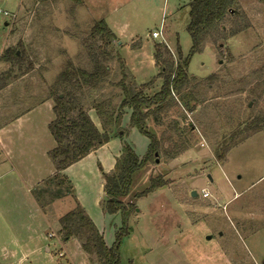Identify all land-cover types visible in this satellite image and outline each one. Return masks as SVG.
Instances as JSON below:
<instances>
[{
  "label": "rangeland",
  "instance_id": "1",
  "mask_svg": "<svg viewBox=\"0 0 264 264\" xmlns=\"http://www.w3.org/2000/svg\"><path fill=\"white\" fill-rule=\"evenodd\" d=\"M46 1L37 5L34 0H0V57L7 47L25 53L15 67L0 63V75L11 71L12 78L8 90L0 94V122L50 101V90L69 64L89 69L101 55L112 72L97 105L114 98L112 106L120 105L122 66L127 85H148V93L156 94L163 80L155 46L163 44L171 50L176 65L179 54L185 59L192 48L188 25L194 0H83L79 5L70 0ZM232 9L210 30L204 51L190 61L189 81L180 92L188 110L175 101L161 117L149 119L148 129L160 138L162 151L159 163L134 176L127 201L135 211L120 249L122 264H264V130L250 133L264 126V4L237 0ZM101 21L110 24L118 46L106 35L92 33ZM162 24L165 41L152 39ZM78 96L89 110L92 98L87 91ZM51 101L32 114L35 127L45 118L54 120ZM89 114L96 121V112ZM124 120L130 125L129 117ZM122 129H108L124 135L116 137L112 147L129 142L138 155H146L149 139L135 128L122 125ZM43 131L42 146L54 149L56 142L46 125ZM43 154L23 159L31 174L22 175L27 187L21 184L14 194L21 219L30 215L43 241L42 251L30 264H91L76 239L63 242L59 220L83 199L95 221L99 216L108 243H114L120 216L113 221L105 218L99 206L101 196L105 198L103 173H109L106 161L77 167L69 179L63 173L72 192L71 188L46 190V185L34 189L50 169L54 172ZM154 178H163L167 185L137 197ZM204 190L210 193L207 199ZM194 191L197 197L192 196ZM9 194L4 188L2 195ZM33 197L38 204L35 216Z\"/></svg>",
  "mask_w": 264,
  "mask_h": 264
},
{
  "label": "trees",
  "instance_id": "2",
  "mask_svg": "<svg viewBox=\"0 0 264 264\" xmlns=\"http://www.w3.org/2000/svg\"><path fill=\"white\" fill-rule=\"evenodd\" d=\"M42 1L34 0L37 5H40ZM70 1L76 5L83 3V0ZM258 1L264 4V0ZM236 2L237 0H194L190 3L188 33L192 39V48L189 55L182 59L179 54L180 58L178 57L179 61L176 65L171 51L166 46L163 44L155 46V62L163 80L162 88L156 94L148 93V85L138 87L133 81L132 85H127L128 75L125 72V66H122L120 105L117 108L112 106L115 98L107 105H97L99 92L112 72V68L102 59V55L95 58L89 69L76 68L69 64L70 66L57 78L54 88L50 90L49 100L55 103L53 107L55 118L50 123L49 130L56 142V147L49 153V158L54 164L55 174L43 182L42 185H46V190L57 188L62 191L66 188L68 192L71 188L70 182L62 175L63 172L108 144L112 138L120 136L115 132L110 133L108 129L122 132V123L127 110L131 112L129 127L137 129L150 141L147 153L142 158H139L132 145L122 143V154L117 159L114 170L108 174L103 173L105 199L101 207L107 214L119 215L121 219V226L115 232V240L111 247L107 246L103 234L79 201H75L74 210L59 220V234L63 236V240L69 242L76 239L82 251L92 262L91 264H122L120 249L122 241L130 234L129 221L135 211L134 204L127 201L134 185V176L147 168L149 164L156 162L162 151L160 139L148 129L149 119L163 114L175 101L177 106L183 105L188 110L187 101L180 92L185 89L189 81L190 61L193 56L204 51L210 30L233 11L232 8ZM92 33L95 36L106 35L113 45L116 41L115 35L105 21L97 23ZM19 51L18 48H5L0 57V63L17 66L24 61L25 56V53L20 54ZM11 79V71L0 75V91L8 87ZM70 89L73 90L70 91ZM83 91H87L92 98L89 110L85 108L86 104L78 96ZM95 100L96 103H94ZM93 110L101 121L104 118L101 129L96 126L89 114ZM263 130L264 126L260 125V127L252 128L250 133L255 134ZM123 136L120 137L123 138ZM150 183L148 189L136 196L144 197L157 188L167 185L163 178L151 179Z\"/></svg>",
  "mask_w": 264,
  "mask_h": 264
},
{
  "label": "crops",
  "instance_id": "3",
  "mask_svg": "<svg viewBox=\"0 0 264 264\" xmlns=\"http://www.w3.org/2000/svg\"><path fill=\"white\" fill-rule=\"evenodd\" d=\"M108 27L111 31L113 30L110 24H108ZM117 42H118V37L116 36V41L114 44L118 46L119 44ZM5 90L8 89L5 88L4 90L0 91V94H2V92H4ZM49 102L51 103L52 101L50 100L43 104H39L38 106H36V108H30L29 110L22 112L21 114L9 120L8 122H4V123L0 122V264H3L4 261L7 264H30L32 263L31 262L32 257L37 256L42 251L41 249L43 246L42 237L40 235L37 236L36 229L30 221V215H28L27 218H24V220L21 219L19 213L20 205L17 202L18 199L17 201L14 199V194L15 192L22 189L21 184L27 187L25 180L22 179V175L31 174V171H28L26 168H24L23 159L34 160V154L38 156V154L41 152H44L43 155L47 154L49 157V153L53 150V148H47L42 146L43 145L42 136L45 134L43 128L45 125L49 128L50 120H48V118H45V120L41 123V126H39L38 124L37 127H35V122L32 121V114L37 112L39 109H41L45 104ZM130 114L131 112L127 110V115L125 116V118L129 117L128 122H130ZM90 116L93 122L96 124V126L101 127V122L99 117L95 115L96 117V121H95L92 115ZM52 121L53 120H51V122ZM122 125L123 128L129 126L128 123L125 124V120L123 121ZM127 134H125L126 137ZM115 139L116 137L112 138L108 144L98 149L97 151L91 153L88 157L81 160L80 162L66 169L63 172L64 175L68 178V175L70 176V173L75 168L80 167L84 169L86 167H91V165L94 164V162H100L101 159L106 161L105 163L108 166L107 171L111 173L114 170L117 159L121 156L122 153L121 144L124 142V141L123 142L120 141V143L112 147V145L115 144L114 142ZM126 143L129 144V142ZM115 148L118 149L115 150ZM138 156L139 158L143 157L140 155ZM50 162L52 164L51 166L54 168V164L52 163L51 159ZM36 166H37V162H36ZM54 173H55V168L53 173L52 170L50 169L48 172L49 176L47 178H40L39 181L36 182L37 185L35 184L34 189H36L38 185H42L43 182H45L48 178L52 177ZM104 184L105 182L103 179L102 181L103 196L105 194ZM4 188H6L7 191L10 193L9 195L7 196L2 195V191ZM9 197H11V200L8 201L7 203H4L3 201H6V199ZM104 199L105 198L101 196L99 201L101 212L103 213V216L105 218L107 217L113 221L117 217V215L111 216L103 211L101 207V203L102 201H104ZM78 201L80 202L86 213L89 215L91 220L95 223L99 231L103 234L107 246L111 247L113 244L108 243L106 239L105 231L101 230L102 227L99 222V216L97 217L98 219H96L95 221V219L93 218L94 216L90 211V208L86 206L84 200L78 199ZM31 202L34 206L33 210L35 216V210H36L35 208L36 206H38V204L34 199V197L33 199H31ZM24 205L31 206V204H24ZM114 228H115L114 230V239H115V232L118 228L116 226ZM65 241L63 240V242ZM9 260H13V261L10 262Z\"/></svg>",
  "mask_w": 264,
  "mask_h": 264
},
{
  "label": "built area",
  "instance_id": "4",
  "mask_svg": "<svg viewBox=\"0 0 264 264\" xmlns=\"http://www.w3.org/2000/svg\"><path fill=\"white\" fill-rule=\"evenodd\" d=\"M3 16L4 17H10V14L7 13V12H3ZM16 17H17L16 14L15 15H12L11 16V18H12L11 19V22L12 21L14 22V20H16ZM163 32H164V25L162 24L160 30L155 31V32H153L151 34V38L152 39H159V38H161L163 41H165ZM202 196H203V198H206L207 199V198L210 197V193L207 190H204V191H202ZM60 256L63 257V253H60Z\"/></svg>",
  "mask_w": 264,
  "mask_h": 264
},
{
  "label": "water",
  "instance_id": "5",
  "mask_svg": "<svg viewBox=\"0 0 264 264\" xmlns=\"http://www.w3.org/2000/svg\"><path fill=\"white\" fill-rule=\"evenodd\" d=\"M156 162L159 163V160L157 159ZM192 196H193V197H197V193L194 191V192L192 193Z\"/></svg>",
  "mask_w": 264,
  "mask_h": 264
}]
</instances>
